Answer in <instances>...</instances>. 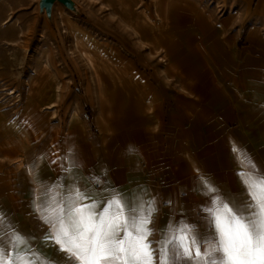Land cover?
Instances as JSON below:
<instances>
[{"label":"rangeland","instance_id":"rangeland-1","mask_svg":"<svg viewBox=\"0 0 264 264\" xmlns=\"http://www.w3.org/2000/svg\"><path fill=\"white\" fill-rule=\"evenodd\" d=\"M95 1L0 0V236L22 234L55 264L71 262L45 240L42 194L79 188L97 199L172 108L201 137L235 131L264 170V54L233 58L241 0ZM234 154L221 192L246 202Z\"/></svg>","mask_w":264,"mask_h":264},{"label":"snow or ice","instance_id":"snow-or-ice-1","mask_svg":"<svg viewBox=\"0 0 264 264\" xmlns=\"http://www.w3.org/2000/svg\"><path fill=\"white\" fill-rule=\"evenodd\" d=\"M246 171L238 173L248 195L246 202L226 195L205 177H200L203 195L209 202L202 211L211 240L202 236L196 225L181 222L166 226L159 248L149 239L157 213L155 201L133 203L114 192L107 200H97L79 188L68 194H42L37 211L49 226L45 236L58 246L71 264H264V170L233 146ZM75 163V161L73 162ZM85 201H90L85 203ZM4 216L0 213V224ZM205 243L209 250H202ZM28 239L18 232L0 236V264H55L41 253L24 248ZM7 245L16 249L9 256ZM20 250L25 252L20 254ZM31 252V254H27Z\"/></svg>","mask_w":264,"mask_h":264},{"label":"crops","instance_id":"crops-1","mask_svg":"<svg viewBox=\"0 0 264 264\" xmlns=\"http://www.w3.org/2000/svg\"><path fill=\"white\" fill-rule=\"evenodd\" d=\"M233 11L242 15L241 22L234 24L238 29L235 42L242 47L233 52V58L241 60L264 54V41L260 37L264 30V0H241ZM170 110L166 112L163 127L154 128L151 133L150 147L146 145V152L144 147L139 149L137 164L132 165L124 178L109 179L106 185L102 183L97 195V200H107L118 192L137 204L155 201L158 211L151 225L155 231L149 237L154 249L159 248L166 226H178L181 222L196 225L201 235L211 240L215 229L209 228L202 211L209 198L203 195L200 177L221 190L226 184V171L236 155L234 141L236 147L242 144V139L231 129L222 136L209 134L207 137L204 133L201 137L196 134L199 126L195 121L185 125L181 115L176 119L178 114L174 108ZM202 250H209V244L205 243ZM192 264L197 262L194 260Z\"/></svg>","mask_w":264,"mask_h":264},{"label":"bare ground","instance_id":"bare-ground-1","mask_svg":"<svg viewBox=\"0 0 264 264\" xmlns=\"http://www.w3.org/2000/svg\"><path fill=\"white\" fill-rule=\"evenodd\" d=\"M99 0H97V1H95L96 3H100V2H98ZM5 24H7V23H5ZM4 25V24H3ZM21 33H22V30H18L17 31V35H18V37H20V35H21ZM2 40L3 41H5L6 43L5 44H8V45H10V46H14L16 43H17V41H18V38H12V39H6L5 37H2ZM182 80H183V82H185V78H182ZM31 90H32V88H31ZM47 96V94L45 93L44 94V98ZM29 97V100H30V104H29V108H34L33 106H34V104H33V101H32V98H31V96H28ZM32 101V102H31ZM211 104V103H210ZM49 108H51V106L48 104V105H46L45 107H44V109H49ZM29 121H31V122H29ZM28 122H26V125H28L29 127H32L34 124H33V122L32 121H34V118H31V120H29ZM23 130H24V132H25V134H27V130H26V128H23ZM16 131H17V126H16V122H15V133H16ZM0 159H1V155H0ZM15 159H16V163H17V165L20 167L21 165H22V163H23V158H21V157H15Z\"/></svg>","mask_w":264,"mask_h":264},{"label":"water","instance_id":"water-1","mask_svg":"<svg viewBox=\"0 0 264 264\" xmlns=\"http://www.w3.org/2000/svg\"><path fill=\"white\" fill-rule=\"evenodd\" d=\"M52 1H54V0H44V2H45L46 4H49V3H51Z\"/></svg>","mask_w":264,"mask_h":264},{"label":"built area","instance_id":"built-area-1","mask_svg":"<svg viewBox=\"0 0 264 264\" xmlns=\"http://www.w3.org/2000/svg\"><path fill=\"white\" fill-rule=\"evenodd\" d=\"M262 38L264 39V32H263V34H262Z\"/></svg>","mask_w":264,"mask_h":264}]
</instances>
